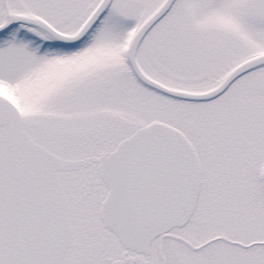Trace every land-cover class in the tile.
<instances>
[{"label":"snow or ice","instance_id":"6c2138e0","mask_svg":"<svg viewBox=\"0 0 264 264\" xmlns=\"http://www.w3.org/2000/svg\"><path fill=\"white\" fill-rule=\"evenodd\" d=\"M0 264H264V0H0Z\"/></svg>","mask_w":264,"mask_h":264}]
</instances>
